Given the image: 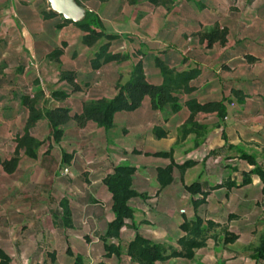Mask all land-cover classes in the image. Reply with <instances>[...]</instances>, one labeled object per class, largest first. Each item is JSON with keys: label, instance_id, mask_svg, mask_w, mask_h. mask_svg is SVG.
Here are the masks:
<instances>
[{"label": "crops", "instance_id": "0c3cea01", "mask_svg": "<svg viewBox=\"0 0 264 264\" xmlns=\"http://www.w3.org/2000/svg\"><path fill=\"white\" fill-rule=\"evenodd\" d=\"M76 1L115 37L109 51L127 60L94 68L104 43L85 46L77 23L63 20L46 0H0V254L6 264H136L126 254L136 234L166 254L182 253L181 226L197 217L202 245L190 257L154 264H264V254L256 253L264 243V0ZM215 29L227 31L224 45L200 40ZM156 59L168 70H198L176 112L153 111L146 99L135 111L117 113L108 130L70 121L57 143L48 124L38 122L29 134L39 144L33 155L16 153L25 125L19 102L2 99L13 90L7 76L15 72L43 107L77 114L87 103L115 97L137 61L146 81L160 85ZM42 64L56 68V84L46 92L29 66ZM62 72L74 79H62ZM55 92L64 99H53ZM192 100H223L225 117L196 114L205 130L187 133ZM12 159L14 168L5 170ZM171 163V181L161 187L158 171ZM121 165L135 170L133 225L105 240L114 216L104 180ZM195 182L200 192L191 196L184 187ZM111 244L117 255L105 250Z\"/></svg>", "mask_w": 264, "mask_h": 264}, {"label": "trees", "instance_id": "16d2710c", "mask_svg": "<svg viewBox=\"0 0 264 264\" xmlns=\"http://www.w3.org/2000/svg\"><path fill=\"white\" fill-rule=\"evenodd\" d=\"M76 1V0H75ZM104 1V0H100ZM134 2L136 0H129ZM168 0H149L153 4L167 3ZM77 2V1H76ZM78 3V2H77ZM79 4V3H78ZM76 26L82 31V43L87 47L95 46L98 43H104L99 48L92 61V66L95 68L100 62L107 63L111 61L120 62L129 58L128 55L121 53H111L109 51V44L115 39L114 36L108 35L102 28L101 21L92 13H87L85 18L78 22ZM201 41H205L208 46L214 43L224 45L227 42V31L211 30L208 33L202 34ZM58 53L51 55L53 59H57ZM249 61L252 58H248ZM156 66L160 69L163 81L160 85L154 86L149 84L144 76L143 68L140 61H137L132 68L129 79L124 83H119L117 94L110 100L101 99L98 101L85 104L80 113H71L67 108L47 109L41 105L40 95H33L27 92V87L23 82L16 81L15 72L13 75L7 76V85L12 86V91L6 93L2 98L8 99L10 102H19V113L22 116V122L25 125L23 133L16 140L17 149H23L28 156L33 155V149L39 146L29 134L32 127L38 123L45 121L50 129V133L54 141H60L63 131L61 127L74 121L77 125L82 126L87 122L96 124L98 127L108 130L113 126V119L119 112H132L137 110L142 102L149 100L150 108L153 111H162L170 109L176 112L179 108V101L181 95L193 91V83L197 79L198 70H188L184 72H176L168 70L163 66L159 59H156ZM23 67H17L16 73L21 74ZM62 79L73 80V74L62 72ZM38 84V82H36ZM35 83V84H36ZM36 84V85H37ZM20 86L23 91H20ZM2 83H0V89ZM55 100L64 99L62 92H55L51 94ZM186 106L191 112V117L188 124L191 128L187 133L197 129H204L194 121L196 114H210L216 113L218 119L221 121L225 117L223 100L212 101L204 104H198L192 100L186 103ZM197 144V142H195ZM159 157H170L171 153L157 154ZM15 160L12 159L10 163H3V167L7 171L14 168ZM190 164L186 163L179 170L183 171ZM171 163L166 168L158 171V181L161 187L166 186L171 181V171L173 169ZM135 170L129 166L121 165L114 169L113 173L107 176L104 180V185L108 193L111 195V211L114 219L108 224L105 233V240L115 239L120 235V231L124 226L133 225V209L130 201L136 196L133 190V176ZM185 191L191 196H195L200 192L198 183H193L184 187ZM203 202L198 200L195 206H199ZM185 236L179 241L182 248L181 252H171L166 254V250L159 244L151 243L136 234L134 239L128 244L126 254L136 264H154L155 262L164 261L170 257H190L193 249L202 245L201 237L204 233L202 220L197 217L192 222H184L181 226ZM105 250L108 253L117 255L119 248L113 244L105 245ZM257 257L262 258L264 254V243L256 250ZM7 260L0 254V264H6Z\"/></svg>", "mask_w": 264, "mask_h": 264}, {"label": "water", "instance_id": "95a60500", "mask_svg": "<svg viewBox=\"0 0 264 264\" xmlns=\"http://www.w3.org/2000/svg\"><path fill=\"white\" fill-rule=\"evenodd\" d=\"M46 3L50 10L65 21L78 23L85 18L86 9L75 0H46Z\"/></svg>", "mask_w": 264, "mask_h": 264}, {"label": "rangeland", "instance_id": "374dc122", "mask_svg": "<svg viewBox=\"0 0 264 264\" xmlns=\"http://www.w3.org/2000/svg\"><path fill=\"white\" fill-rule=\"evenodd\" d=\"M30 2H33V0H29ZM236 10L239 8H241V6H238V4H236ZM109 30V27H108ZM31 69H33L35 72H38L39 77L42 79L43 81V91H48L51 90L55 84H56V78L55 77V67L54 66H50L49 64H42V65H38L35 68L32 67L31 65H29ZM51 92V91H50Z\"/></svg>", "mask_w": 264, "mask_h": 264}]
</instances>
